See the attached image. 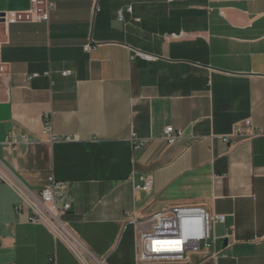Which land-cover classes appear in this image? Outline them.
Segmentation results:
<instances>
[{
  "label": "crops",
  "instance_id": "obj_1",
  "mask_svg": "<svg viewBox=\"0 0 264 264\" xmlns=\"http://www.w3.org/2000/svg\"><path fill=\"white\" fill-rule=\"evenodd\" d=\"M52 1L48 22L6 23L31 1L0 0L5 168L35 191L68 183L64 219L106 264H264V134L234 129H264V0ZM168 125L184 136L168 143ZM11 134L28 140L4 146ZM144 174L150 191L135 189ZM19 203L0 181V264H83ZM179 205L224 214L220 253L138 259L134 219Z\"/></svg>",
  "mask_w": 264,
  "mask_h": 264
},
{
  "label": "built area",
  "instance_id": "obj_2",
  "mask_svg": "<svg viewBox=\"0 0 264 264\" xmlns=\"http://www.w3.org/2000/svg\"><path fill=\"white\" fill-rule=\"evenodd\" d=\"M31 6L27 10L6 12L3 16L6 23L15 22H48L51 11L56 8L52 0H30ZM132 10L131 7L128 8ZM120 19H123V12H120ZM96 48V44L87 43L84 50L89 52ZM2 43H0V77L8 71V63L2 56ZM141 56L147 60H155L157 56L146 54L141 51H134L132 58ZM69 74L70 71L64 72ZM35 74L34 76H38ZM50 129L49 124L45 130ZM235 133L240 137H251L263 135L264 129L257 128L251 119L235 126ZM184 136L183 130L168 125L165 128L164 139L172 144ZM56 139V138H54ZM226 141L229 137L224 138ZM26 135H8L4 146L17 147V144L26 142ZM136 150L146 145L145 140H133ZM149 175H141L138 183H135L136 190L150 191L153 187V180ZM0 181L6 183L17 194L20 203L15 211L20 213L23 207L31 211L29 218L33 224L46 226L57 239L62 240L80 259L83 264H106L104 258L91 255L80 238L75 235L64 216L72 207L70 185L59 181L53 176L49 178L47 185L35 191L22 182L17 176L8 171L0 161ZM224 214L214 213L204 206L179 205L158 210L147 218L134 219L138 228L141 250L139 258L145 262L160 261H184L194 252H210L212 257L220 253L216 248L215 227L224 223ZM234 233L226 234L227 240L233 239Z\"/></svg>",
  "mask_w": 264,
  "mask_h": 264
}]
</instances>
